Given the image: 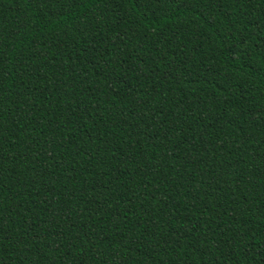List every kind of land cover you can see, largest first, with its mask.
Returning <instances> with one entry per match:
<instances>
[{"label":"trees","instance_id":"16d2710c","mask_svg":"<svg viewBox=\"0 0 264 264\" xmlns=\"http://www.w3.org/2000/svg\"><path fill=\"white\" fill-rule=\"evenodd\" d=\"M0 264H264V0H0Z\"/></svg>","mask_w":264,"mask_h":264}]
</instances>
